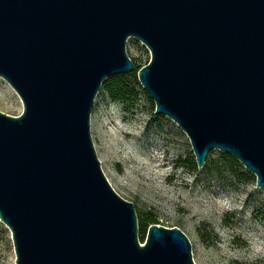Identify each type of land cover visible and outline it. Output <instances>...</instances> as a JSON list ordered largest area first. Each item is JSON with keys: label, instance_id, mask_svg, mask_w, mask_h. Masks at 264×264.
Returning a JSON list of instances; mask_svg holds the SVG:
<instances>
[{"label": "water", "instance_id": "water-1", "mask_svg": "<svg viewBox=\"0 0 264 264\" xmlns=\"http://www.w3.org/2000/svg\"><path fill=\"white\" fill-rule=\"evenodd\" d=\"M189 137L199 169L219 150L264 188V0H0V77L23 103L0 112V221L15 264H195L179 228L139 239L91 135L110 77L134 72Z\"/></svg>", "mask_w": 264, "mask_h": 264}, {"label": "rangeland", "instance_id": "rangeland-1", "mask_svg": "<svg viewBox=\"0 0 264 264\" xmlns=\"http://www.w3.org/2000/svg\"><path fill=\"white\" fill-rule=\"evenodd\" d=\"M126 47L134 66L150 62V51L138 39L129 38ZM128 83L134 94L127 102L113 100L101 87L90 129L102 170L134 204L138 226L150 214L160 226L179 228L195 264H264V188H257L256 176L242 164L227 167L219 150L209 153L206 169L194 171L189 137L173 120L155 114L139 80L128 77ZM0 112H23L20 97L1 77ZM140 236L139 226L141 242ZM15 261L11 231L0 221V264Z\"/></svg>", "mask_w": 264, "mask_h": 264}, {"label": "trees", "instance_id": "trees-1", "mask_svg": "<svg viewBox=\"0 0 264 264\" xmlns=\"http://www.w3.org/2000/svg\"><path fill=\"white\" fill-rule=\"evenodd\" d=\"M141 68L143 67L135 66L134 72L130 75H119V76L110 77L104 81L102 87L104 88L105 92H107L113 100L127 102L128 100L132 98L134 94L132 90L130 89V85L128 83V77H132L136 81L139 80L138 72ZM223 158H224V163L227 167L228 166L241 167V163L235 158H233L232 156L223 153ZM207 166L208 164L205 163L203 169H206ZM191 168L194 171L200 170L198 168L196 159L195 160L193 159L191 161ZM154 224H158V220L156 216L154 215L146 214L141 218L140 223H139L140 233H141V236H140L141 243L142 242L144 243L146 232L148 231L149 227Z\"/></svg>", "mask_w": 264, "mask_h": 264}]
</instances>
